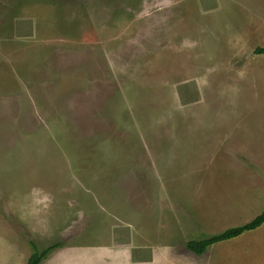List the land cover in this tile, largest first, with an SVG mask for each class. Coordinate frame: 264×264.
<instances>
[{
  "label": "rangeland",
  "instance_id": "obj_1",
  "mask_svg": "<svg viewBox=\"0 0 264 264\" xmlns=\"http://www.w3.org/2000/svg\"><path fill=\"white\" fill-rule=\"evenodd\" d=\"M263 46L264 0H0V264H261L186 242L244 224Z\"/></svg>",
  "mask_w": 264,
  "mask_h": 264
},
{
  "label": "crops",
  "instance_id": "obj_2",
  "mask_svg": "<svg viewBox=\"0 0 264 264\" xmlns=\"http://www.w3.org/2000/svg\"><path fill=\"white\" fill-rule=\"evenodd\" d=\"M227 172H230V171H227ZM234 172L237 173L239 177H241V179L237 180L236 182L241 187L240 193L242 197L247 201V203L249 202L248 207H246V210L243 212V214H241V217L243 218V223L245 224L250 218L253 217V216L250 217V215L253 212L258 213L262 208H264V168H255V167L244 168V169L234 170ZM233 187H236V186L231 184L227 187V189H223L222 197L224 200L229 201L237 197L236 193H234L235 190L233 191L228 190L229 188H233ZM211 198H214V195L211 196ZM196 212H200V215L202 218L201 220L204 223H206L207 221L204 220L205 218L202 217V215L204 214V209L202 208L199 209L198 204H196ZM212 213H209V215H207L206 217V218H209V221L214 220V218L211 216ZM245 213H248V214H245ZM256 214H254V216ZM263 236H264V223L255 230L244 232L242 235L236 237V239L233 238L231 240L220 242L219 243L220 245H217V246H220L219 248H224V246L230 242L241 240V242L243 243L244 253H246L245 249L249 247L252 250H256L258 258L261 261H263L262 263L261 262L260 263L264 264V253H263L264 247L263 246L258 247V239H260ZM258 263H259V260H258Z\"/></svg>",
  "mask_w": 264,
  "mask_h": 264
},
{
  "label": "trees",
  "instance_id": "obj_3",
  "mask_svg": "<svg viewBox=\"0 0 264 264\" xmlns=\"http://www.w3.org/2000/svg\"><path fill=\"white\" fill-rule=\"evenodd\" d=\"M90 1H100V0H90ZM253 53L255 55H264V46L263 47H257ZM264 223V210L261 214L256 216L254 219H252L250 222L245 223L240 226H235L228 228L224 230L221 233L215 234L211 237L200 239V240H190L186 242V249L191 252L192 254L196 256H201L203 255L207 248L223 242L227 240H231L233 238H236L240 235H242L244 232H249L252 230L257 229ZM61 245L60 243H55L52 244L40 251L34 250V252L30 255V257L27 260L26 264H40L47 256L54 252V250H57L60 248ZM35 249V248H34Z\"/></svg>",
  "mask_w": 264,
  "mask_h": 264
}]
</instances>
